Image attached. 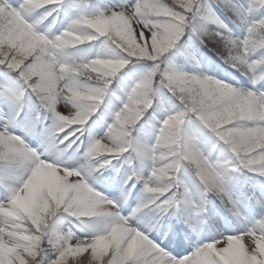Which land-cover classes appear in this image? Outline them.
<instances>
[{
	"label": "snow or ice",
	"instance_id": "snow-or-ice-1",
	"mask_svg": "<svg viewBox=\"0 0 264 264\" xmlns=\"http://www.w3.org/2000/svg\"><path fill=\"white\" fill-rule=\"evenodd\" d=\"M0 264H264V0H0Z\"/></svg>",
	"mask_w": 264,
	"mask_h": 264
}]
</instances>
